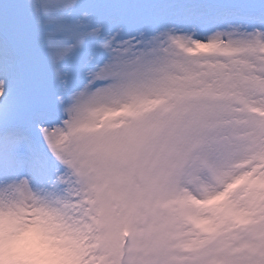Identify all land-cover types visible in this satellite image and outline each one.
Here are the masks:
<instances>
[{
    "label": "snow or ice",
    "instance_id": "snow-or-ice-1",
    "mask_svg": "<svg viewBox=\"0 0 264 264\" xmlns=\"http://www.w3.org/2000/svg\"><path fill=\"white\" fill-rule=\"evenodd\" d=\"M0 264H264V0H0Z\"/></svg>",
    "mask_w": 264,
    "mask_h": 264
}]
</instances>
